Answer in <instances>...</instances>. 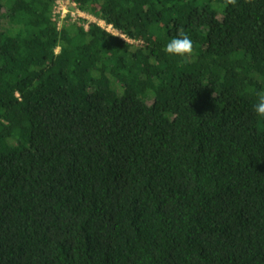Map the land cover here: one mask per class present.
I'll return each instance as SVG.
<instances>
[{
	"label": "trees",
	"instance_id": "1",
	"mask_svg": "<svg viewBox=\"0 0 264 264\" xmlns=\"http://www.w3.org/2000/svg\"><path fill=\"white\" fill-rule=\"evenodd\" d=\"M76 1L0 0V264H264V0Z\"/></svg>",
	"mask_w": 264,
	"mask_h": 264
},
{
	"label": "rangeland",
	"instance_id": "2",
	"mask_svg": "<svg viewBox=\"0 0 264 264\" xmlns=\"http://www.w3.org/2000/svg\"><path fill=\"white\" fill-rule=\"evenodd\" d=\"M184 15L181 16V21L184 22L189 18L192 14L189 8L183 9ZM210 21L213 23L217 18V14L215 12H210ZM53 18L55 22H57L59 28H63L67 25H72L76 23H80L86 29L91 23L98 24L105 28V30L109 29L112 33L119 34L120 33L114 28L113 25L106 24L103 20L97 19L96 16L92 15L88 8L82 3L76 0H60L58 3L55 4L53 9ZM85 21V22H83ZM112 26V28L110 27ZM138 44V43H136ZM59 49L57 52L59 53ZM126 99L131 105H135L137 100L132 95L131 91H126ZM93 99L98 102L102 103L101 95L97 94L93 96Z\"/></svg>",
	"mask_w": 264,
	"mask_h": 264
},
{
	"label": "clouds",
	"instance_id": "3",
	"mask_svg": "<svg viewBox=\"0 0 264 264\" xmlns=\"http://www.w3.org/2000/svg\"><path fill=\"white\" fill-rule=\"evenodd\" d=\"M248 2H251V0H248ZM227 3L235 6L237 0H227ZM165 51L169 55L191 57L194 55L195 45L191 38L184 33V30L181 28L178 30V36L167 43ZM253 110L259 117H264V92L258 93V101L254 105Z\"/></svg>",
	"mask_w": 264,
	"mask_h": 264
},
{
	"label": "built area",
	"instance_id": "4",
	"mask_svg": "<svg viewBox=\"0 0 264 264\" xmlns=\"http://www.w3.org/2000/svg\"><path fill=\"white\" fill-rule=\"evenodd\" d=\"M60 0H57V2L56 3H58ZM102 27V26H101ZM111 28H112V26H110ZM103 28V27H102ZM105 29V28H104ZM107 30V29H106ZM108 32H110V33H112V31L111 30H107ZM120 33V32H119ZM112 34H115V33H112ZM115 35H117V36H120V37H122V38H124V36L123 35H119V34H115Z\"/></svg>",
	"mask_w": 264,
	"mask_h": 264
}]
</instances>
